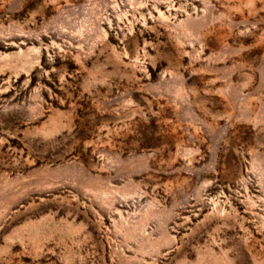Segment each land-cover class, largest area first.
<instances>
[{
    "label": "rangeland",
    "instance_id": "obj_1",
    "mask_svg": "<svg viewBox=\"0 0 264 264\" xmlns=\"http://www.w3.org/2000/svg\"><path fill=\"white\" fill-rule=\"evenodd\" d=\"M0 264H264V0H0Z\"/></svg>",
    "mask_w": 264,
    "mask_h": 264
}]
</instances>
